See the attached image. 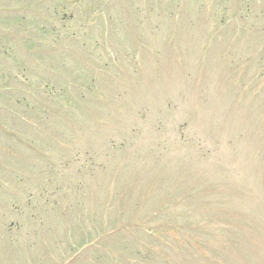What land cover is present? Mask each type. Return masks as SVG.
<instances>
[{
    "label": "rangeland",
    "instance_id": "rangeland-1",
    "mask_svg": "<svg viewBox=\"0 0 264 264\" xmlns=\"http://www.w3.org/2000/svg\"><path fill=\"white\" fill-rule=\"evenodd\" d=\"M80 1L0 0V264H264V0Z\"/></svg>",
    "mask_w": 264,
    "mask_h": 264
},
{
    "label": "trees",
    "instance_id": "trees-1",
    "mask_svg": "<svg viewBox=\"0 0 264 264\" xmlns=\"http://www.w3.org/2000/svg\"><path fill=\"white\" fill-rule=\"evenodd\" d=\"M81 1L80 0H76V5L78 4V3H80ZM82 5H83V3H82ZM78 6V5H77ZM78 8H79V6H78ZM233 17L230 19V20H227L226 22H229V21H237L238 19H237V16H238V18H240L241 17V11H239L238 9H237V11H235L233 14ZM230 17V16H229Z\"/></svg>",
    "mask_w": 264,
    "mask_h": 264
}]
</instances>
